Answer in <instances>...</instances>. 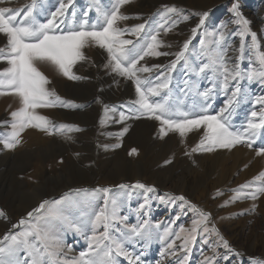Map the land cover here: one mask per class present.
<instances>
[{
    "label": "rangeland",
    "instance_id": "rangeland-1",
    "mask_svg": "<svg viewBox=\"0 0 264 264\" xmlns=\"http://www.w3.org/2000/svg\"><path fill=\"white\" fill-rule=\"evenodd\" d=\"M79 1L76 11L71 10L67 13L68 15L66 14L65 19L63 18L66 22L61 27L71 26L72 23L82 24L84 21L99 26L103 23L102 14L110 11L114 4V0ZM31 3L32 0H10L7 5L0 4V6L25 9ZM60 3L59 0H35L33 12L36 15L34 13L33 16L40 17L44 13L42 16L45 15L46 22L55 12L56 9L53 8H58ZM234 5L240 16L249 22L248 27L251 32L257 34L260 49L264 51V0H131L121 9V12L130 18L120 21L119 26L132 29L144 24L145 28L140 33V43H146L149 40L146 33L154 32L156 25L162 23L161 14L164 8L175 6L181 9L182 14L187 15L189 19L181 20L170 32L161 31L159 38L163 40L165 47H162L160 51L171 54L145 57L140 64H146L149 67L167 66L174 60V54L180 51L187 40L191 41L186 53V56H189V63L190 65L198 64L200 63V40L205 41V47L211 46L212 41L218 40L219 33L223 32L227 39L225 47L229 67L232 66V61H237V58L242 55V59L238 62L242 70H247L254 65L256 52L250 47V36L245 37L246 46L243 54L240 51L241 38L238 35L240 26L236 23ZM88 10H90L89 13ZM203 13H207L204 18L205 23L193 35L192 28L199 23ZM173 18L176 17L173 16ZM124 38L137 40L136 36L130 34H126ZM5 65L6 63H0V70ZM90 65L100 70L99 62L95 61ZM108 71L110 76H115L111 78L112 86L106 88L107 91L102 87V82L93 79L87 82L90 83L87 89L82 88L80 95H75L80 96V99L73 100L76 104H72L73 106L69 108L73 110L70 114H78V118L69 115L66 118L62 116L57 119L52 116L53 113L48 116L52 122L56 123L55 126L63 125L71 129L63 133L43 132L44 137L52 136V139L56 133L59 134L55 148L48 153L40 156L39 150L44 145L38 143L30 145L27 142L24 135L28 129L21 134V143L16 148L5 150L0 144V211L5 213L4 216H0V241H3L6 233L14 234L20 231V228H14L13 225L18 224L21 219H26L27 213L32 211L16 215L17 208L26 205L23 200L29 198L28 196L36 189L32 184L36 185L37 181L30 178V175L38 166L41 167L45 163L46 172L64 176L59 181L44 184L49 192L54 190H62V192L57 196L47 195L41 202L47 200L51 203L61 201L63 198L66 214H70L75 220L81 222L80 231L66 228L63 232L64 253L69 261L78 257L80 252L88 250L89 238L93 235L90 221L94 219L95 214L101 209L111 213L114 208L119 217L127 218L120 223L122 229L129 230L143 226L144 235H133L125 241L126 250L133 253V257L139 256L136 264H178L185 254L188 256L187 264H204L206 257L210 258L213 264H255L256 259L264 260V196L256 201L231 199L235 195V189L253 181L260 172L264 171V157L256 156L255 146L250 149L246 145H238L232 150L218 149L210 153H191V149L199 143L200 132L193 131L184 138L177 133L169 132L167 136L161 138L158 121L146 117L120 121L119 113L111 109L114 107L118 109L122 105L111 104L110 111L106 112L104 101L118 97L124 98L126 100L124 112L127 115L128 107L137 99L135 84L132 80L120 77L118 74L116 76V73L111 72L110 69ZM154 73L138 75L144 79L153 76ZM236 87H239L240 91L233 97L232 92ZM169 88L170 102L179 105L183 110L192 109L198 112L207 106L208 111L215 114L224 108L227 100L231 98L233 103L230 106V120L236 128L246 127L247 121L251 119V112L258 111L261 107L256 103L257 99L264 98V80L230 81L228 89L225 90L222 80H218L215 75L195 73L191 67L185 68L183 61L172 70ZM206 89H213L207 101L202 96ZM54 90L60 96L56 87ZM91 97L101 101L99 106H95L96 101L90 106L88 102L87 104L84 102ZM57 108H52L53 112H57ZM0 113V137L6 138L11 132V115L7 111ZM76 128H79V131H76ZM124 128L128 129L127 132H123ZM87 131H89L88 138L80 136ZM75 132L80 134L74 138L72 135L76 134ZM256 144L264 145V130H261ZM77 146L80 147L78 150L75 149ZM132 149H136V155L129 154ZM145 154L146 157H143ZM168 160H171V163H165ZM142 161L145 167H141L142 174L137 173L141 178L135 177L131 171H136L135 168H139L137 164ZM147 168L153 173L157 172L153 178L147 180L148 184L142 180ZM173 173L177 178L178 176L189 177L191 181L183 188H172L171 184L165 181L169 180ZM120 175H123L126 180H114V176ZM112 179L115 182L108 183ZM137 182L146 187H135ZM222 182H224L223 185ZM122 185L124 187H121ZM148 187L154 190L148 191ZM104 189H109V192H104ZM79 191L85 193L83 198H78ZM179 196H183L189 204L174 199ZM112 201H115V205ZM226 201L228 203H225ZM254 203L256 207L252 210ZM190 205H196L197 208L210 213L208 227L211 228L214 225L220 235L229 242L231 250L223 247L215 233H204L199 230L196 239L189 244L187 252L180 251L178 247L183 243V236L186 233H181L182 239L176 240L177 248L165 251L167 244L175 239L174 235L164 238L165 228L178 233L181 227L190 229L192 221L199 219L198 213ZM99 231L102 232L103 229ZM205 240L208 243H205ZM171 251H176V255H171ZM26 259L28 257L23 250L17 253V264H25ZM116 259L118 264H129V260L123 256Z\"/></svg>",
    "mask_w": 264,
    "mask_h": 264
},
{
    "label": "snow or ice",
    "instance_id": "snow-or-ice-1",
    "mask_svg": "<svg viewBox=\"0 0 264 264\" xmlns=\"http://www.w3.org/2000/svg\"><path fill=\"white\" fill-rule=\"evenodd\" d=\"M10 0H0V4H8ZM131 0H114L110 11L104 12L103 23L88 24L84 21L77 27L65 26L63 17L73 0L60 3V6L51 14V19L46 22H38L33 16L35 0L25 9L0 6V34L6 37L4 46H0V63H6V67L0 70V95L13 94L20 100V107L11 112V132L8 136L0 137V144L4 149H14L21 143V134L29 128H34L52 134L53 132H66L71 130L68 126H55L52 121L39 110L55 107H71V102L63 100L54 89H50V80L40 70L39 65L49 64L69 80L85 79L77 75L73 68L81 61H87L85 49L93 46L105 49L108 53V64L105 66L111 72L135 84L137 99L128 107V114L124 111L119 113L120 121L126 119H140L146 117L158 121L161 138L169 132L177 133L181 138L196 131L201 133L199 143L191 149V153L214 152L218 149L232 150L238 145H246L252 149L255 146V154L264 157V145H257L256 140L264 130V98L257 99L256 103L261 107L258 111L251 112V119L247 121L246 127L236 128L231 123L230 106L233 100L230 98L224 108L219 112L211 114L208 107L200 111L192 109L183 110L179 105L170 102L169 88L171 72L177 64L183 61L185 68L191 67L198 74L212 73L218 80H222L223 89L227 90L230 81L239 79L264 80V51L260 49L257 34L251 32L249 22L240 16L236 6L233 12L236 15V23L240 26L238 35L241 38L240 51L243 54L245 48V37L250 36L251 49L256 52L254 65L247 70H242L237 61H232L229 67L227 57L226 36L219 33V39H214L212 45L205 47V41L200 40L199 52L200 63L190 65L189 56L186 53L190 47V40L183 43L180 51L175 53V58L167 66L140 64L145 57L167 56L171 53L162 52L165 47L163 40L159 38L161 31L170 32L177 24L187 21L189 17L182 14L181 9L175 6L165 7L161 14L162 23L156 25L154 32L146 33L149 40L140 43V33L145 25L140 24L132 29L121 28L119 22L130 17L121 12L124 5ZM173 16L176 18L174 19ZM207 13H203L196 27L192 28L195 35L204 23ZM130 34L137 37L136 41L125 39ZM191 55V54H189ZM155 70V73H154ZM139 73H154L153 76L141 79ZM187 84V82H186ZM213 89H206L202 96L207 101ZM240 91L236 87L232 92L235 97ZM105 111H109L105 107ZM115 112V108L111 109ZM79 131L78 128L75 129ZM124 128L123 132H127ZM123 132L120 135H123ZM119 147V145H116ZM186 153V154H191ZM130 155L136 154L132 149ZM171 163V160L165 161ZM135 187L145 188L142 183L137 182ZM121 187H124L123 185ZM153 191L152 187L147 188ZM99 191V190H97ZM104 192L109 191L104 189ZM235 195L231 198L251 199L256 201L264 196V171L260 172L253 181H249L234 190ZM219 194V193H218ZM189 204L183 196L175 197ZM115 205V201H112ZM225 203H228L227 201ZM107 205V199L105 200ZM61 201H42L38 207L27 213L26 219H21L14 228H20L17 233H6L3 241H0V264H17V253L23 250L28 259L25 264H118L116 257L123 256L129 260V264H136L139 256L133 257L125 248V241L131 236L144 235L143 226L133 227L129 230L122 229L120 223L126 217H119L115 208L111 213L101 209L90 221L93 235L89 238L88 250L80 252L79 256L69 261L64 253L65 241L63 232L66 228L81 230V222L75 220L70 214H66ZM190 207L198 213L199 219H194L190 229L180 228V232L173 233L169 228L164 230V238L174 235L175 239L168 243L165 251L177 248L176 240L182 239L179 245L180 251L187 252L189 244L196 239L199 230L204 233H215L223 247L231 250L229 242L220 235L218 229L213 225L208 227L210 213L197 208ZM255 203L252 210H255ZM5 213L0 211V216ZM103 229L102 232L99 229ZM119 233V235H114ZM107 242V243H106ZM208 243L207 240L204 241ZM176 255V251H171ZM163 255V254H162ZM188 256L185 254L178 264H187ZM204 264H213L206 257ZM255 264H264V260L256 259Z\"/></svg>",
    "mask_w": 264,
    "mask_h": 264
},
{
    "label": "bare ground",
    "instance_id": "bare-ground-1",
    "mask_svg": "<svg viewBox=\"0 0 264 264\" xmlns=\"http://www.w3.org/2000/svg\"><path fill=\"white\" fill-rule=\"evenodd\" d=\"M62 2V0H59ZM63 2H67V0H63ZM80 3L79 0H73V3L72 5L68 8L67 12L65 13V16L67 13L71 12V10H74L76 7V5ZM97 3V2H96ZM102 3V2H101ZM48 4V3H47ZM50 4V3H49ZM53 4V3H52ZM52 4H51V7H52ZM55 4V3H54ZM7 5V4H6ZM2 6V5H1ZM79 6V4H78ZM45 8V7H44ZM50 8V7H48ZM53 8V7H52ZM50 8V9H52ZM47 9V8H46ZM53 9H57L56 7H54ZM80 9V8H78ZM78 9H77V12H78ZM100 9V8H98ZM106 9V8H105ZM82 10H83V7H82ZM50 11V10H49ZM48 11V12H49ZM54 11V10H53ZM56 11V10H55ZM76 11V9H75ZM80 11V10H79ZM90 10H88V13H89ZM94 11V10H93ZM46 12V11H45ZM47 12V13H48ZM85 12V11H84ZM87 12V11H86ZM85 12V13H86ZM35 12H33V15H34ZM43 13V12H41ZM76 13V12H75ZM81 13V11L79 12ZM84 13V15H85ZM94 13V12H93ZM40 14V13H39ZM44 14V13H43ZM42 14V15H43ZM82 14V13H81ZM36 15V13H35ZM36 16L35 18H37L36 20L38 22H45V15L44 16ZM49 15V14H48ZM68 15V14H67ZM72 15V14H71ZM76 15V14H74ZM80 15V14H79ZM78 15V16H79ZM87 15V14H86ZM99 15V14H98ZM82 17V15H81ZM86 17V16H85ZM89 17V16H88ZM64 18V17H63ZM48 19V18H47ZM65 19V18H64ZM80 19V18H79ZM82 19V18H81ZM84 21V19H82ZM66 22V21H65ZM103 22V21H102ZM80 24H75V23H72L71 26L69 27H77L79 26ZM64 26V25H63ZM66 26V25H65ZM64 26V27H65ZM64 27H61V28H64ZM6 43V37L3 36L2 34H0V46L4 45ZM85 55L86 57L88 58L87 61H81V62H78L74 68H73V71L81 76V77H85V79H80V80H69L67 79L66 77H64L63 75H61L56 69L54 66L52 65H49V64H41L39 65V68L40 70L44 73V75H46L48 77V79L50 80V89H55V87L57 88L59 94H60V97L63 99V100H68L69 102H71V104H76L75 101L79 100L80 96L79 97H76L75 95L79 94L82 90V88H88L90 83H87L89 80H93V79H96L98 82H102L103 85L102 87L107 91L106 88L112 86V83H111V80L113 79L112 77L114 76H110V72L108 71V68L105 69L106 65L108 64V53L106 52L105 49H102V48H99L98 46H93V47H89L87 49H85ZM99 62V67H100V70H96L93 65H90L91 63L93 62ZM6 66V65H5ZM4 66V67H5ZM98 67V68H99ZM117 76V74H116ZM98 77V79H97ZM121 77V76H120ZM112 78V79H111ZM119 80V79H118ZM114 81V80H113ZM123 81V80H122ZM125 81V80H124ZM115 83V82H114ZM113 85H116L118 86L117 84H113ZM83 91V90H82ZM86 92V91H85ZM84 92V93H85ZM94 92V91H93ZM87 93V92H86ZM92 94V93H91ZM96 94V93H95ZM110 94V93H109ZM80 95V94H79ZM82 95V94H81ZM78 96V95H77ZM84 96V95H82ZM101 96V95H100ZM99 96V97H100ZM119 96V95H118ZM75 100V101H73ZM94 101H96V104L95 106H99V104L101 103V101L97 98V99H94V98H88L86 101V104L88 102V106H90L91 103H93ZM124 101H126L124 98H116V99H111V100H108V101H104L105 103V107L107 106L109 111H110V105L111 104H118L119 105H122L120 108L118 109H115V111H117V113H120L121 111H124L125 110V105H124ZM228 101V100H227ZM82 103V102H81ZM126 103V102H125ZM127 106V105H126ZM20 107V100L17 96L13 95V94H5V95H0V112H4V111H7L10 115H11V112L12 111H15L17 110L18 108ZM115 108V107H114ZM40 113L42 115H45V116H50V114L53 113V117L54 118H57V119H60L62 116L63 117H67L70 114V111H73L72 109H70L69 107H59L57 108V112H53L54 110L52 108H49V109H41L39 110ZM76 113V112H75ZM78 113V112H77ZM113 113V112H111ZM1 114V113H0ZM81 114V113H80ZM78 114H75V115H71L75 118H78L77 116ZM64 119V118H63ZM54 121V120H53ZM78 122V121H77ZM53 125H56L55 122H52ZM4 129V128H3ZM79 129V128H78ZM11 130V128H10ZM74 130V129H73ZM5 132V131H4ZM10 133V132H9ZM8 133V134H9ZM76 134L72 135V137L74 136H78L80 133L78 132H75ZM44 133L43 131H40V130H37V129H34V128H31V129H28L27 130V133L24 135L25 139H27V142L30 144V145H34L36 143L38 144H41V145H44V147L42 149L39 150L40 152V156L45 154V153H48L50 150H52V148H55V144L57 143V138L59 136L58 133L55 134L54 136V139H52V136L51 138L49 137H44L43 136ZM80 136H85V137H89V131H87L86 133H83V135H80ZM71 138V137H70ZM75 138V137H74ZM24 139V138H23ZM66 141V140H65ZM38 146V145H37ZM41 147V146H40ZM78 147L77 148L75 147V149L78 150ZM80 148V147H79ZM37 149V148H36ZM6 150V149H5ZM35 151V150H34ZM9 153V152H8ZM28 154V153H27ZM136 155V154H134ZM143 157H146V154L143 156ZM146 159V158H145ZM43 160H46V159H43ZM48 161V160H46ZM134 161V160H133ZM147 161V159H146ZM128 162V161H127ZM141 163V164H140ZM142 162H139V164H137V166H139V168H135L136 171H131L134 173L135 177L139 176L140 174H137V173H141L143 171V169L141 167H145L144 164H142ZM150 163V162H149ZM147 164V163H146ZM45 163L43 165L38 166L37 169L30 175V178L32 179H35L37 181V184L35 185V183H33V187H35V191H33V193L28 196L29 198H25L23 201L26 202V205L25 207H22V208H17L16 212L17 214L16 215H21V214H26L29 210H33L34 208L38 207V205L41 203V200L43 197L47 196V195H50L52 194V196H57L58 194H60V192H62V190L60 191H53V192H49L47 191L48 187H45L44 184H49L51 182H55V181H59V179H61L64 175H52L51 172H46V169L45 168ZM134 167L136 165H133ZM154 166V165H153ZM157 168V167H156ZM154 168V169H156ZM57 169V168H56ZM149 168L145 169V173H143V178L142 180L146 181L147 183V180L148 179H151L153 178L157 172L154 171L151 172L148 170ZM57 173V172H56ZM59 173V172H58ZM142 174V173H141ZM178 175V174H177ZM37 177V178H36ZM140 177V176H139ZM114 180H126L125 177H123V175H120V176H114L113 177ZM134 178V177H133ZM141 178V177H140ZM103 179V178H102ZM105 179V178H104ZM109 180V179H108ZM113 179L110 180L108 183H111L113 184ZM105 181V180H104ZM191 181V179L189 177H186V178H180L178 176H175V174L173 173L171 176H170V179L165 181L167 184H171V187L172 188H183L185 187L186 185L189 184V182ZM115 182V181H114ZM226 182V181H225ZM154 183V182H153ZM224 182H222V185H223ZM148 184V183H147ZM166 184V185H167ZM31 185V186H32ZM90 185V184H89ZM166 185H164V187H166ZM225 185V184H224ZM30 186V187H31ZM111 186V185H110ZM108 186V187H110ZM226 186H227V183H226ZM109 190V189H108ZM109 192V191H108ZM45 193V194H44ZM83 194L85 193H82V192H78V198H83ZM110 195V194H109ZM67 205V204H66ZM20 206V205H19ZM21 207V206H20ZM15 209V208H14ZM13 211V210H12ZM15 212V211H14Z\"/></svg>",
    "mask_w": 264,
    "mask_h": 264
}]
</instances>
